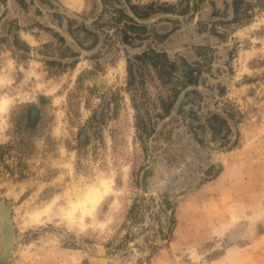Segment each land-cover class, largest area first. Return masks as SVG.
I'll return each instance as SVG.
<instances>
[{
	"label": "rangeland",
	"instance_id": "1",
	"mask_svg": "<svg viewBox=\"0 0 264 264\" xmlns=\"http://www.w3.org/2000/svg\"><path fill=\"white\" fill-rule=\"evenodd\" d=\"M3 101L0 264H264V0H0Z\"/></svg>",
	"mask_w": 264,
	"mask_h": 264
},
{
	"label": "water",
	"instance_id": "2",
	"mask_svg": "<svg viewBox=\"0 0 264 264\" xmlns=\"http://www.w3.org/2000/svg\"><path fill=\"white\" fill-rule=\"evenodd\" d=\"M0 217L2 219L5 230L3 248H4V252H7L10 249L11 241H12V226H11L8 210L2 202H0Z\"/></svg>",
	"mask_w": 264,
	"mask_h": 264
},
{
	"label": "bare ground",
	"instance_id": "3",
	"mask_svg": "<svg viewBox=\"0 0 264 264\" xmlns=\"http://www.w3.org/2000/svg\"><path fill=\"white\" fill-rule=\"evenodd\" d=\"M6 100V99H5ZM0 108L2 109V110H4L5 108H6V101H3L2 103H0ZM105 182V181H104ZM107 183V182H106ZM105 183V184H106ZM104 186H106V185H104ZM101 191V190H100ZM104 192H105V190H104ZM100 192L98 191V189L96 190V189H93L92 191H90L89 192V194H88V196H87V201H89L90 202V207L91 206H94L95 204H96V202L98 201V199H100L99 197H100V194H99ZM105 194V193H104ZM102 196V195H101ZM96 206V205H95Z\"/></svg>",
	"mask_w": 264,
	"mask_h": 264
}]
</instances>
